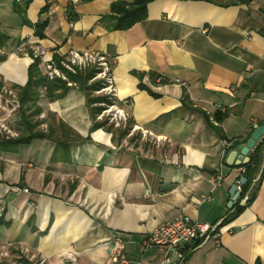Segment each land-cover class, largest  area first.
Instances as JSON below:
<instances>
[{
  "label": "crops",
  "instance_id": "0c3cea01",
  "mask_svg": "<svg viewBox=\"0 0 264 264\" xmlns=\"http://www.w3.org/2000/svg\"><path fill=\"white\" fill-rule=\"evenodd\" d=\"M28 1L0 0V32L9 37L0 85H26L30 63L16 53L29 58L37 48L61 61L72 50L95 52L112 65L116 103L131 122L103 138L78 87L54 101L40 88V125L54 128V139L73 132L85 140L69 142L68 152L38 139L0 153V210L9 223L0 225V245L23 246L44 264H113L120 239L133 264H160L143 240L187 215L218 231L186 249L184 264H264L263 148L254 200L223 223L244 169L226 164L232 144L245 145L264 125V0H154L127 30L104 18L113 4L136 0H32L25 13L33 25L48 21L44 39L13 9ZM39 67L45 75L41 60ZM220 167L225 177L213 190Z\"/></svg>",
  "mask_w": 264,
  "mask_h": 264
},
{
  "label": "trees",
  "instance_id": "16d2710c",
  "mask_svg": "<svg viewBox=\"0 0 264 264\" xmlns=\"http://www.w3.org/2000/svg\"><path fill=\"white\" fill-rule=\"evenodd\" d=\"M32 0H29L27 2V5L25 8H22L17 3L13 4L14 11L21 16L23 24H26L27 26L31 27L34 30V36L39 39H44V31L48 26V21H38L34 25L31 24L26 16V8L28 7V4ZM154 0H136L132 4H124L122 2L113 4L111 6V15L104 18V20L111 21L113 23L112 27L110 29L112 30H127L134 26L135 24L145 20L147 18V5ZM51 7V4H45L44 7L41 8L39 15L42 16L44 13L48 11V9ZM73 8L71 6H68L66 9L67 19L70 23H73L74 20V12L72 10ZM9 40V37L3 33L0 32V51L6 46L7 41ZM29 57L33 58V51L29 53ZM7 59V56L5 54L0 53V63L4 62ZM55 61L57 63L60 62V59L58 56L54 57ZM40 65V58H34V61L32 64H30L28 68V81L24 87H17V98L19 101V118H20V130L21 134L18 138H9V139H0V153H7V152H13L15 151L19 146L21 145H27L30 144L34 140L38 139H47L51 140L56 143V149L59 150L60 148L64 149L66 152L69 150V142L75 141V142H81L85 139L80 137L79 135H75L72 132V136L74 138L69 140H64L63 136L64 133L61 134V137L55 138V129L50 128L47 129V133H43V131L39 132L37 131V127L40 125V121L36 120L34 121V118L36 116H39L41 110L39 108L34 109L36 106V102L40 96V88L44 89L45 98L54 101L55 99H59L65 96L67 91L69 90L68 82L63 81L62 79H54L49 80L42 72ZM70 82H74L78 89L81 90L85 96L87 97V105L91 109V107L94 104H101L104 102H108L105 98H99V97H91V93L94 91H98L101 89V84L99 83H92L89 84V81L92 80L95 75L96 71L94 69H89L88 71H85L83 73L78 74H70L67 73ZM141 88H145L141 85ZM102 107H97L95 109H91V115L93 118H95V115L102 111ZM215 120L217 122L221 123L223 121V117H218L215 115ZM208 121V118H207ZM131 121H129L130 123ZM60 128H64L63 123H59ZM100 127H105L103 123H98L93 126V129H98ZM111 128V127H110ZM108 130H112L111 129ZM128 129V128H127ZM215 132L223 138L222 130L219 127H213ZM125 132H128L125 130ZM264 138V137H263ZM87 140V139H86ZM238 146V142H233L231 149H235ZM262 148L263 144H259L255 147V149L250 153V162L246 165H242L245 169V172L243 173V177L246 179V184L243 185V191L241 194V198L251 191V198L248 201V204L252 202L256 195V185L253 186V180L255 177V173L258 171L260 166V161L262 157ZM19 186H22L21 183H19ZM247 204V205H248ZM247 205H242L241 200H238L235 205L231 208V213L226 217V219L223 221V223H227L233 218H235L238 214H240L243 209ZM9 224L5 220V211L3 210L0 213V225L6 226Z\"/></svg>",
  "mask_w": 264,
  "mask_h": 264
},
{
  "label": "built area",
  "instance_id": "2783aa9c",
  "mask_svg": "<svg viewBox=\"0 0 264 264\" xmlns=\"http://www.w3.org/2000/svg\"><path fill=\"white\" fill-rule=\"evenodd\" d=\"M81 0H69L70 5H75ZM25 45V44H23ZM25 48L21 46L19 51H24ZM34 58H40L42 64L44 65V72L48 79L52 80L54 78H62L66 80L64 73L61 68L65 70L76 73L77 70H83L87 67H96L101 72L97 76H102L105 81L107 88L113 87V77L111 75L112 65L107 60L106 57L95 52H78L72 50L68 55L59 62L53 60L49 57L45 51L37 48H33V58L29 57L30 63L32 64ZM60 66V67H59ZM5 92H8L5 90ZM11 93V91L9 92ZM13 104L19 106V101H13ZM19 110V107H18ZM0 111L5 112L4 116L0 117V134L2 138H13L17 133L8 129L5 123L9 120V108L3 103L2 95H0ZM119 119L117 122V128L121 125H127L128 115L123 110H118ZM124 126V125H123ZM124 126V127H125ZM5 135V136H4ZM11 136V137H10ZM264 150V146H263ZM245 169L242 170V175ZM225 174L222 167H220L216 173L210 178V182L213 190L222 185ZM243 177V176H242ZM260 176H257L253 181V186L259 182ZM237 192L240 193L238 200H241L242 205H247L249 199L251 198V191L246 193L242 198L241 194L243 191V184L239 181L236 183ZM27 192V190H25ZM209 199V196H204L203 200ZM237 200V201H238ZM218 225H211L208 223H202L197 220L192 219L187 215H181L175 218L173 221L164 223L159 227L151 231L147 237L143 240V248L156 247L161 253V263L160 264H184L185 255L184 251L193 246L197 240H201L202 243H207L212 239H217ZM118 241L115 245H112L111 251V262L113 264H133L131 259L124 253L123 247L120 243V239H115ZM4 248V247H3ZM27 252L28 249H25ZM33 256V255H32ZM1 257V256H0ZM39 264H44V261L39 262ZM139 264V263H136Z\"/></svg>",
  "mask_w": 264,
  "mask_h": 264
},
{
  "label": "rangeland",
  "instance_id": "374dc122",
  "mask_svg": "<svg viewBox=\"0 0 264 264\" xmlns=\"http://www.w3.org/2000/svg\"><path fill=\"white\" fill-rule=\"evenodd\" d=\"M20 53L21 52L16 53L19 58L26 57L25 59H23L21 61L22 65L24 63H26V62H28V64H29L30 63V59L27 58V56H22ZM10 56H12V55H10ZM57 65H59V63H57ZM89 69H94L96 71L95 77L92 80L89 81V84H92V83L101 84V89L98 90V91L92 92L91 93V97L105 98L108 101V102H104V103H101V104L100 103L99 104L98 103L94 104L91 107V109H95L97 107H102L103 108L102 111H100L99 113H97L95 115V118H93V121H94V125L98 124V123H103L105 125V127L98 128V129L102 128V130H99V131L95 132V135L97 133H99L98 135H101L103 138H105L107 136L105 131L111 132L112 130H108L110 127L111 128H117L116 126H117V122H118V119H119L118 110H122V109L119 108L117 103H116V96H115L114 87L105 89L106 84H105V81L103 80L102 76L101 77L97 76V74H99L101 72V70L100 69L98 70L96 67H87V68H85L83 70H77L76 73H72V72H69V71L65 70L64 68H61L62 72L64 73V75L66 77V80H63L62 78H54V79H62L63 81H67L68 82V86L77 87V85L74 82L73 83L70 82L67 73L75 75V74H78V73H83L85 71H88ZM19 70L21 71L22 69H19ZM17 72H19V71L17 70ZM54 79H52V80H54ZM5 90H7L8 92H5ZM10 91H11V93H9ZM17 91H18L17 88H14V87L12 88L9 85H6V84L0 85V95H2L3 103L9 108V116L10 117L8 118L9 120L5 123V125H6V127L8 129H10L11 131L17 133L16 136H12L13 138H18L19 135L21 134L20 133L21 126H20L19 110H18L19 106L13 104V101H16V100L18 101ZM86 101H87V97H86ZM4 114H5V112L0 111V117L1 118L4 116ZM38 119H39V117H35L34 121H36ZM41 122L42 121H40V124H41ZM127 123H129V119H128ZM125 124H123V125L125 126ZM123 125H121L120 128H124ZM37 131L46 132L47 131V126L44 127L43 125L42 126L39 125L37 127ZM55 138H58V136L56 135ZM112 138H114V135H113ZM0 139H2V134H0ZM4 139H6V138H4ZM64 140H66V139H64ZM2 210H0V212ZM25 249H27V248H25L23 246H14V245H9V244L8 245H6V244L0 245V256H1L0 257V264H39L40 261L36 257V255L31 254L29 250H28L29 252H27Z\"/></svg>",
  "mask_w": 264,
  "mask_h": 264
},
{
  "label": "water",
  "instance_id": "95a60500",
  "mask_svg": "<svg viewBox=\"0 0 264 264\" xmlns=\"http://www.w3.org/2000/svg\"><path fill=\"white\" fill-rule=\"evenodd\" d=\"M264 136V125L257 127L253 133L251 134L250 138L247 140L245 145H240L237 149L231 151L226 159V164L229 166H242L246 165L250 162L249 153L250 151L254 150L257 143L260 139ZM240 182L245 185L246 179L244 177L240 178ZM231 201L229 203V208H232L234 204L240 197V193L237 192L236 186H233L230 190Z\"/></svg>",
  "mask_w": 264,
  "mask_h": 264
},
{
  "label": "bare ground",
  "instance_id": "6f19581e",
  "mask_svg": "<svg viewBox=\"0 0 264 264\" xmlns=\"http://www.w3.org/2000/svg\"><path fill=\"white\" fill-rule=\"evenodd\" d=\"M26 64H28V62L24 63L23 66H25Z\"/></svg>",
  "mask_w": 264,
  "mask_h": 264
}]
</instances>
